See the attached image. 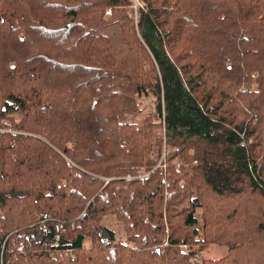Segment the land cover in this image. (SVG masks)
Here are the masks:
<instances>
[{"label": "trees", "instance_id": "16d2710c", "mask_svg": "<svg viewBox=\"0 0 264 264\" xmlns=\"http://www.w3.org/2000/svg\"><path fill=\"white\" fill-rule=\"evenodd\" d=\"M143 3L0 0V264H264V0Z\"/></svg>", "mask_w": 264, "mask_h": 264}, {"label": "rangeland", "instance_id": "374dc122", "mask_svg": "<svg viewBox=\"0 0 264 264\" xmlns=\"http://www.w3.org/2000/svg\"><path fill=\"white\" fill-rule=\"evenodd\" d=\"M106 11H108V10H106ZM130 13H131L130 9L127 8L126 14H127V16L129 18H131L130 17ZM106 17H108V16H106ZM138 102H139V107L141 109V113L139 115H137V116L124 115V116L121 117V122H127V123L139 122L149 112L152 111L153 107H152V98L151 97H142V98L139 99ZM15 118L17 119L18 116L15 117ZM160 159H162V155H161ZM200 215H201V209H197L196 212H195V216L199 220V226L202 224V221L200 220ZM102 224L105 227L111 229L115 233L117 241H121V242L126 241V236H125V232H124L122 223L118 222L113 216H106L102 220ZM86 245H88V244L86 243ZM187 247L188 246H185V247L183 246L182 249L186 251V249H188ZM193 249L198 251L199 247L196 246V247H193ZM226 253H227V248L225 246H219L217 244H210L208 247L203 248L202 251H198L197 252V255H198L197 260H198V263L201 260H203V259L215 260V259H219V258L225 256Z\"/></svg>", "mask_w": 264, "mask_h": 264}, {"label": "built area", "instance_id": "2783aa9c", "mask_svg": "<svg viewBox=\"0 0 264 264\" xmlns=\"http://www.w3.org/2000/svg\"><path fill=\"white\" fill-rule=\"evenodd\" d=\"M129 1V9L131 11L130 13V17L136 21L137 20V11L139 8H142L144 6L143 0H128ZM106 16H110V9H108V11L105 12ZM6 125H9L8 123H5ZM167 152L166 149L163 148L162 151V159H160L161 161L164 159V157L166 156ZM44 217H46V215H44ZM58 239V237H57Z\"/></svg>", "mask_w": 264, "mask_h": 264}]
</instances>
